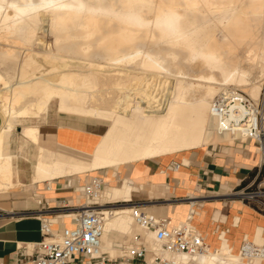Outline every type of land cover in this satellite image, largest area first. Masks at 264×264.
<instances>
[{
    "label": "bare ground",
    "instance_id": "6f19581e",
    "mask_svg": "<svg viewBox=\"0 0 264 264\" xmlns=\"http://www.w3.org/2000/svg\"><path fill=\"white\" fill-rule=\"evenodd\" d=\"M38 20L49 27L47 44L42 43L41 50L23 48L19 70L0 71V184L13 185L10 158L2 153L4 131L44 114L53 100L60 114L70 113L78 125L94 124L101 137L89 154L51 153L39 147L35 180L115 167L242 135L217 131L210 102L218 91L237 86L246 87L253 99L259 96L264 0H0V39L23 36L29 43L37 36ZM143 45L156 50H141ZM3 51L17 54L10 48ZM92 53L103 62L89 59ZM138 56L149 68L178 67L184 61L199 71L178 69L176 78L165 79L168 85L160 94L159 80L152 86L147 76L113 67ZM259 63L258 79L251 80L246 65ZM77 71L84 75L83 89L78 88ZM136 80L137 100L129 85ZM232 83L236 87L226 85ZM21 125L24 136L36 144L39 125ZM258 148L264 160V145ZM129 191L125 181L112 186L104 182L89 199L104 213L101 241L111 228L130 229L129 207H103L127 199ZM211 246L198 255L175 259L178 264H242L232 247ZM156 247L154 241L150 249Z\"/></svg>",
    "mask_w": 264,
    "mask_h": 264
},
{
    "label": "crops",
    "instance_id": "0c3cea01",
    "mask_svg": "<svg viewBox=\"0 0 264 264\" xmlns=\"http://www.w3.org/2000/svg\"><path fill=\"white\" fill-rule=\"evenodd\" d=\"M38 125L40 134L36 144L22 133L23 139L31 142L34 152L43 147L50 152L73 150L76 154H89L101 137L94 124L78 125L74 116L54 114ZM11 130L4 131L2 153L10 158L13 184L17 182L21 186L8 187L0 192V259L3 264H17V246L41 237L38 218L25 212L62 208L70 203L83 202L80 187L94 176L73 173L35 180L34 165L39 153L35 158L32 151L27 158H23L19 154L21 143L17 140H10L9 149ZM234 138L236 136L173 154L95 170H106L103 178L105 186L118 185L121 180L129 184V197L117 201H143V208L148 212L157 216L168 215L175 222L183 220L188 213V203L183 198L197 196L198 210L192 218V224L204 235L207 246L212 245L210 248L215 250L225 244L238 252L244 239L264 243V214L238 201L229 203L221 198L203 199L226 195L230 190L256 180L260 170L256 142L251 139L236 140L233 146L218 143ZM174 162L178 163L177 168L172 167ZM116 170L121 173V177H117V184L116 178L112 177L117 173ZM49 216L53 227L58 230L69 224V219L60 212L50 213ZM132 232V225L129 230L111 228L102 239V249L111 256L119 255L117 246L126 243L119 240L124 241ZM151 232L146 234L150 248L154 244Z\"/></svg>",
    "mask_w": 264,
    "mask_h": 264
},
{
    "label": "built area",
    "instance_id": "2783aa9c",
    "mask_svg": "<svg viewBox=\"0 0 264 264\" xmlns=\"http://www.w3.org/2000/svg\"><path fill=\"white\" fill-rule=\"evenodd\" d=\"M210 114L220 133L241 132L236 138L251 139L257 146L264 145V95L253 99L232 89L219 91L210 102ZM173 168L178 167L174 162ZM252 182L242 186V200L252 202L264 214V183L252 187ZM104 181L94 175L80 187L84 193L81 203H70L62 208H43L28 215L39 220L40 239L17 246V264H178L179 255L195 256L207 250L203 234L192 224L198 210L197 196L183 198L188 203V213L183 220L173 221L170 216H157L143 208L138 200L116 201L106 208L127 205L134 224L152 231L157 244L150 249L141 234H133L131 241L117 247L120 254L111 256L101 247L104 231V213L101 206L89 201L102 188ZM193 197V198H191ZM60 212L69 219L61 230L53 227L50 213ZM1 216V214H0ZM242 264H264V243L244 239L239 247ZM0 264H3L0 259Z\"/></svg>",
    "mask_w": 264,
    "mask_h": 264
},
{
    "label": "rangeland",
    "instance_id": "374dc122",
    "mask_svg": "<svg viewBox=\"0 0 264 264\" xmlns=\"http://www.w3.org/2000/svg\"><path fill=\"white\" fill-rule=\"evenodd\" d=\"M35 27L37 28L38 32H37V36H35V39L33 38V41H31L32 44H31V42H29V43H28V41L26 42V38L23 37V36H18L19 38L15 39V40L9 39V40H5L4 41L3 39H0L1 40V42H0V47H1L0 48V71H2L4 73L5 72L13 73V72L19 70L20 68H19L18 64L20 63L21 58H23V54L25 52L23 50V48H26V47L29 48V47H31V48H33L35 50H41L42 49L41 44L42 43L44 45L47 44V41L49 40L48 36H50V34H49V27H48L47 23L45 21L38 20V23L35 25ZM24 38H25V40H24ZM36 39H37V41H35ZM38 41L41 42L40 45H35V43L37 44ZM7 48L13 49L14 51H16L17 54L12 55V54H10L8 52H4L3 50L4 49H7ZM140 49L141 50H144V51L145 50H150L152 52H155V50H156V48H154L152 46H148V45H143L142 47H140ZM88 58L91 59L93 62H103V58L99 54H96V53H92ZM140 59H141V56H138L137 58H135L132 61H126V62L123 61V62H120L121 64L120 63H117V64H115V66L113 65V67L118 68L117 66H119L118 69L122 73H129L130 75H134L135 74L137 76H144L145 78L147 76V78H149V80L151 81V83H150L151 85L154 84V82H155L154 80H159L158 86L156 85V87L158 88L156 91L158 93H160V94H163L164 93V91H165L164 90V87L166 85H168V82L166 83V81H168V79H169V81H171V77L172 78H176V73H177V70L178 69H181L182 71H184L186 73H191V74L197 73L199 71V68L197 67V65L191 66V65H189L188 62H184V61L183 62H180L179 65H178V67H174V66L171 65L172 67L169 66L168 69L149 68V67H146V66L141 65L139 63V60ZM78 64H80L79 61L76 63V65H78ZM256 65H246L247 68H248L247 69V71H248V77L251 80L252 79L253 80L254 79L255 80L258 79L257 75H258L259 69H261L260 66H262V65L260 63L259 64H256ZM75 67H77V66H75ZM131 69H133V71ZM77 73H79V72L77 71L76 73H74V74H76V79L78 80V84L77 85H79V87L78 86L77 87L80 88V89H83V88L86 87V83H84L85 82L84 75L82 74L83 75L82 76V75H79ZM79 79L82 80V81H79ZM165 79H166V81H165ZM162 82H164V83H162ZM129 85H132V90H133V93H134V94H131V96L134 97L135 94L138 95V80H136L135 82L130 83ZM162 85H163V88H161ZM226 85L228 87H236V85L234 83H232V84H226ZM236 88H237L238 91H241V92L247 94L248 96H250L246 87L243 86V88H242V86H237ZM136 95H135L136 98L134 97V99L137 100L138 99V96H136ZM263 95H264V76L262 78V84H261L259 96L258 97H254V99H262L263 98ZM54 114L62 115L63 117H72L73 116L70 113L69 114H60L58 112V110H57V102H56V100L51 101L50 104H49V106H48L47 111L44 114H41L38 117H33L31 119H28V121L26 120V121H22L20 123L19 122H16L15 123L13 129L10 132V136H9V149H10V140H17L18 142L21 143V146H22V147L20 146V149H19L20 156H22L23 158H27L28 155L32 153V151L34 152V150H33V146L31 145V142L26 141V140L23 139V137H22V125L21 124L26 123V122L27 123H37V124L38 123H42V122L45 121V118L46 117H48L50 115H54ZM236 140L237 141H245V139H243V138L242 139L241 138H234V139H232V141L226 140V141H221V142H218V143L228 144L229 146H233L234 145V141H236ZM210 142H215V141H210ZM210 142H208V143L209 144H212ZM208 143H205L203 145L206 146V144L208 145ZM46 151H48V150H46ZM39 152L40 151L34 152L35 153L34 154L35 158H36V155ZM258 152L260 153L259 148H258ZM258 152H257L258 160L260 161V165L258 166V168L260 170H259V174H258L256 180H254L253 183H252V187H254V186L258 185V184H263L264 183V160H260L259 153ZM51 153H57V152H51ZM13 163L15 165V163H16V155H14ZM97 172H99V173L97 174ZM86 173H89V174H92V175H98L99 177H102V178H104L105 175H106V173L104 172V170L87 171L85 173H79L78 175L81 176V175H84ZM112 177L114 179L116 178L115 179L116 180V183H118V178L117 177H121V173L117 171V173H115ZM11 185L12 184H10V185H2V184H0V192L7 190L8 187H20L21 186V184H17V182H15L12 186ZM239 191H242L241 186L239 188H234V189L230 190L226 195H218V196L206 197V198H203V199L208 200V199H219V198H221V199H225L229 203H233V202L238 201V202H240L242 204L249 205V206H251L252 208L255 209V205L252 202H248L246 200H242V198L239 195H237V193ZM82 200H84V194H83ZM257 211L260 212L259 210H257ZM129 217L132 219L131 213H129ZM132 231L133 232L131 234H129L124 241L120 239L119 242H126V243H128V242L131 241V236L133 234H141L142 235V240L144 242H146V244H147L148 247L150 246V240H149V238H147V235H146L148 231H146L145 229H143V228L139 227L138 225L134 224L133 220H132ZM183 262L186 263L185 260H183Z\"/></svg>",
    "mask_w": 264,
    "mask_h": 264
},
{
    "label": "trees",
    "instance_id": "16d2710c",
    "mask_svg": "<svg viewBox=\"0 0 264 264\" xmlns=\"http://www.w3.org/2000/svg\"><path fill=\"white\" fill-rule=\"evenodd\" d=\"M242 187V186H241Z\"/></svg>",
    "mask_w": 264,
    "mask_h": 264
}]
</instances>
